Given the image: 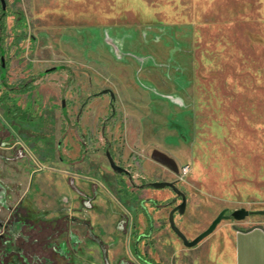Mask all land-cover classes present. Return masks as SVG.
<instances>
[{"label": "rangeland", "instance_id": "rangeland-1", "mask_svg": "<svg viewBox=\"0 0 264 264\" xmlns=\"http://www.w3.org/2000/svg\"><path fill=\"white\" fill-rule=\"evenodd\" d=\"M5 9L9 83L72 70L0 101V234L20 218L80 236L64 253L39 248L47 259L35 264L88 263L85 246L108 218L97 264L189 261L207 236L186 246L169 223L182 197L151 181L185 193L175 219L189 240L222 210H264V0H5ZM13 104L35 119H10ZM68 121L77 128L61 141ZM81 136L86 158L75 163ZM18 247L0 249V264H27Z\"/></svg>", "mask_w": 264, "mask_h": 264}, {"label": "crops", "instance_id": "crops-1", "mask_svg": "<svg viewBox=\"0 0 264 264\" xmlns=\"http://www.w3.org/2000/svg\"><path fill=\"white\" fill-rule=\"evenodd\" d=\"M144 209L146 215L147 209ZM96 218L99 222L102 219L101 216ZM103 222L104 231L101 232L98 228L97 234L93 236V242L85 246V251L88 252L90 258L86 260L88 263L84 262V264H97L101 260V248L98 245L99 242L96 243L97 238L102 237L107 242L112 239L113 230L109 226L110 219L108 218V223ZM258 226H262V228ZM111 251L114 252L115 249ZM139 257L142 259L140 255ZM158 257L163 259V255L160 253H158ZM164 263L166 260H163L161 264ZM168 264H264V213L254 212L242 220L235 219L233 223L220 224L197 246L189 261H170Z\"/></svg>", "mask_w": 264, "mask_h": 264}, {"label": "flooded vegetation", "instance_id": "flooded-vegetation-1", "mask_svg": "<svg viewBox=\"0 0 264 264\" xmlns=\"http://www.w3.org/2000/svg\"><path fill=\"white\" fill-rule=\"evenodd\" d=\"M0 227H4V225L0 223ZM12 227H14L12 230L13 232L11 231L13 235L11 234L8 238H5L3 233L0 234V242L4 244V246H0V249L4 248L5 251H9L11 244H18V249L22 251L21 253L27 264H35L36 262L45 263L43 262L45 261L43 260L45 255L42 256L37 251L39 248H43L46 254L51 253V251L52 253L60 254L67 251L69 244H80V236L77 232L68 228L62 230V223H50L47 224V226L40 224V228L37 229L31 222L19 218L18 220H14L12 225L7 224L5 230L9 231ZM88 235L89 231L86 238H88ZM44 243H50L52 247H45ZM25 245H28L29 249H26V247H24Z\"/></svg>", "mask_w": 264, "mask_h": 264}, {"label": "trees", "instance_id": "trees-1", "mask_svg": "<svg viewBox=\"0 0 264 264\" xmlns=\"http://www.w3.org/2000/svg\"><path fill=\"white\" fill-rule=\"evenodd\" d=\"M1 4H2V9L0 11V80L2 85L5 87V91L3 92V94L0 96V101H3L5 99H7L9 97L10 93H26L28 91H30L34 86L35 83L38 79L44 77L46 74L54 72V71H58L61 69H68L71 72L72 75V70L69 67L66 66H56V67H52L49 68L37 75H31L30 77L24 79L22 82L20 83H9L7 80V75H8V66H7V60L5 59V47H4V35H5V30H6V24H5V20L7 17V12L5 9V0H0ZM70 81V78L68 79ZM67 80V81H68ZM66 91V87L63 88L62 92L63 94ZM63 108L66 107V100L65 97L63 95ZM7 116L10 119H20L23 121H31L34 120L35 117L32 116V114L29 111H26L24 109H22L20 106H18L17 104H13L11 106V108L8 109L7 111ZM110 119V116L106 119V121H108ZM77 124L78 122H75L72 126L70 125V122L68 121V126L65 127L62 130V134H61V141L65 138V136L67 135L68 131L70 128H77ZM106 124V122H105ZM104 124V125H105ZM81 141L83 143V150L81 155L76 158L75 160H73L72 162H81L86 158V153L84 150H86V146L83 140V136H81ZM147 184V182H145ZM153 205H158V202L153 201ZM146 215L148 217V221H149V227H148V232L147 234L151 233L152 230V217L151 215L146 211ZM143 259V258H142ZM150 264H161L159 262H156L154 260H147Z\"/></svg>", "mask_w": 264, "mask_h": 264}, {"label": "water", "instance_id": "water-1", "mask_svg": "<svg viewBox=\"0 0 264 264\" xmlns=\"http://www.w3.org/2000/svg\"><path fill=\"white\" fill-rule=\"evenodd\" d=\"M102 93H108L111 95V98L114 99L115 98V93L113 92L112 89L110 88H106L102 91ZM106 155L109 159L110 165L111 167L119 172V173H127L128 170L122 166H120L119 164L116 163L112 153L110 150L106 151ZM150 186L156 189H163V188H172L177 195L182 197V202L180 204H178L177 206H175L170 214H169V223L171 228L174 230V232H176V234L183 240L184 244L186 246L192 247L195 246L197 243H199L203 238H205L206 236H208L209 234H211L216 227L218 226V224L223 220V219H236V220H242L244 218H246L249 214L250 211L246 208H240V209H236L234 211H232L230 214H227V210H222L217 217L212 221V223L209 225V227L204 230L202 233H200L196 238H194L193 240H189L188 237L185 235V233L178 227V225L176 224V220H175V213L178 211L179 213H184L187 207V197L185 195V193L176 185L175 182L173 181H151L149 182ZM259 213H264V210L262 211H258ZM260 228H262V226H258ZM241 231H246L245 229H239Z\"/></svg>", "mask_w": 264, "mask_h": 264}, {"label": "built area", "instance_id": "built-area-1", "mask_svg": "<svg viewBox=\"0 0 264 264\" xmlns=\"http://www.w3.org/2000/svg\"><path fill=\"white\" fill-rule=\"evenodd\" d=\"M190 171V166L188 164L183 165L182 172L184 174L188 173Z\"/></svg>", "mask_w": 264, "mask_h": 264}]
</instances>
